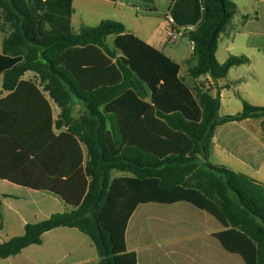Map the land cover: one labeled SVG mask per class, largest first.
I'll use <instances>...</instances> for the list:
<instances>
[{"label":"trees","instance_id":"obj_1","mask_svg":"<svg viewBox=\"0 0 264 264\" xmlns=\"http://www.w3.org/2000/svg\"><path fill=\"white\" fill-rule=\"evenodd\" d=\"M140 1L157 11L153 0ZM201 1L208 15L186 34L197 62L189 73L217 81L250 60L232 56L218 62L219 39L237 6L232 0ZM0 8L13 27L0 43V88L8 93L0 99V127L14 145L19 175L28 178L34 165L45 178L39 183L48 185L38 190L75 206L27 224L24 235L0 244V260L67 227L93 241L99 264H135L131 255L118 256L125 251L123 227L135 204L187 199L230 228L221 236L229 250L249 264H264V184L210 162L217 129L264 119V106L244 101L240 113L220 117L219 91L215 97L209 90L195 93L180 77L179 64L128 33L123 23L103 20L70 32L65 12L71 0H0ZM27 72L38 75L43 90L24 79ZM44 92L60 108L57 119ZM77 103L86 111L75 118ZM114 171L132 179H113ZM9 174L4 179L32 183Z\"/></svg>","mask_w":264,"mask_h":264},{"label":"crops","instance_id":"obj_2","mask_svg":"<svg viewBox=\"0 0 264 264\" xmlns=\"http://www.w3.org/2000/svg\"><path fill=\"white\" fill-rule=\"evenodd\" d=\"M89 1L110 5L114 16L112 19L121 21L128 33L179 64L180 77L195 93L199 89L209 90L215 97L219 91L220 117L240 113L244 101L258 107L264 105V0H232L237 6V14L228 31L219 39L216 57L221 64L232 56H245L250 62L232 67L226 78L217 81L209 75L193 78L189 73L197 62L193 59V45L186 34L208 15V8L201 0L167 2L169 5L163 10L166 13L159 19V30L151 36L144 34L140 28H135L137 32L132 31L124 19L119 18L122 17L121 11L126 9L139 12L140 0H71V10L65 12L70 32L74 33L77 7L82 9L81 12L86 11ZM153 1L155 4L159 2ZM153 7L156 12L159 11L155 5ZM147 11L151 13L148 7ZM85 20H80V29L83 25L89 26ZM46 28L50 30L51 26L47 25ZM170 28L177 33L176 36H169ZM182 38H187L189 44L179 41ZM171 45L176 48H169ZM184 45L185 49L189 46L187 55L182 53ZM3 92L6 94L0 99L8 95ZM237 104L238 109L230 111ZM80 105L85 113V107ZM53 118H58L54 112ZM5 140L6 135L0 127V244L24 235L27 224L38 223L53 214L75 209L71 201L66 203L52 192L38 190L48 185L33 182L24 185L4 179L9 173L16 178L15 174L21 172V167L16 170L15 164L7 163ZM83 154L86 161L84 147ZM210 162L226 166L264 184V119H247L220 126L213 138ZM115 172L118 171L113 172V179H132L130 174L118 172L114 175ZM123 228L125 251L118 256L131 255L135 264H249L244 255L229 250L222 242L221 236L229 233L230 228L208 209L187 199L140 201L128 215ZM99 262L93 241L79 230L67 227L48 231L43 234L40 245H31L16 256L0 260V264Z\"/></svg>","mask_w":264,"mask_h":264},{"label":"rangeland","instance_id":"obj_3","mask_svg":"<svg viewBox=\"0 0 264 264\" xmlns=\"http://www.w3.org/2000/svg\"><path fill=\"white\" fill-rule=\"evenodd\" d=\"M170 0H159L157 4L154 3V5L159 9L158 12H148L147 11V3L144 1H138L139 6H140V11L137 12L136 10L133 9H126L125 11H121L122 17L119 16V18L124 19V21L131 27L132 31L137 32V29L135 28H140L144 34H147L148 36H151L155 34L159 30V19L165 15L166 11L163 12L164 9L168 7V3ZM89 5V8L86 11L81 12V8L77 7V15L74 21V26H73V31L74 33H79L80 31V20L81 19H86V23L89 26H97L102 19L104 20H114L113 12H111L112 7L108 4L105 3H98L94 1H89L87 2ZM81 15V16H80ZM118 17V16H117ZM118 21V20H114ZM121 22V21H118ZM13 31V27L10 23H7L4 19V14L2 9L0 8V43L3 41L4 38L8 37ZM115 37L110 36L108 38V43L110 45H113ZM179 41L183 42L184 44H189V41L187 38H182ZM169 48H176L175 45H171ZM183 54H186L190 52L189 46L185 49V45L182 46ZM25 80L31 81L38 85L41 90H43V86L41 84V81L38 77L37 74L34 72H27L24 76ZM1 89L0 91V96L5 95ZM7 96V95H6ZM44 96L46 97L47 100H49L50 106H52V112H54L55 116L58 117V113H60V109L58 106L50 99L48 93L44 92ZM5 98V97H4ZM30 104V103H29ZM238 105H233L231 107L232 112L236 111L238 109ZM32 106L34 107L35 104L32 103ZM264 106V105H263ZM261 107V106H260ZM84 110L81 107L79 103L76 104L75 106V111H74V117L78 118L81 115H83ZM5 148L4 152L7 158V163H10L11 165H16V154L14 153V145L12 141L9 138H6L5 140ZM16 169H19L18 164L16 165ZM28 170L32 172L29 174L28 178L24 179L22 178L19 174H17L15 177L18 179H21V181H30L35 184H42L39 183V181H45L44 177H41L39 175L40 173L37 174V168L34 165H29ZM33 174V179L32 175ZM119 174L118 172H115L114 175ZM31 176V177H30Z\"/></svg>","mask_w":264,"mask_h":264},{"label":"built area","instance_id":"obj_4","mask_svg":"<svg viewBox=\"0 0 264 264\" xmlns=\"http://www.w3.org/2000/svg\"><path fill=\"white\" fill-rule=\"evenodd\" d=\"M177 35V33L173 30V28H170L169 29V36L170 37H174V36H176Z\"/></svg>","mask_w":264,"mask_h":264},{"label":"water","instance_id":"obj_5","mask_svg":"<svg viewBox=\"0 0 264 264\" xmlns=\"http://www.w3.org/2000/svg\"><path fill=\"white\" fill-rule=\"evenodd\" d=\"M187 31V30H186Z\"/></svg>","mask_w":264,"mask_h":264}]
</instances>
